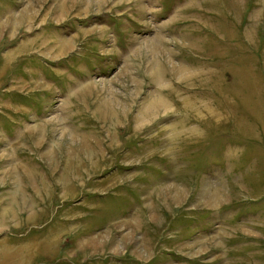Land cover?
Instances as JSON below:
<instances>
[{"label": "rangeland", "instance_id": "1", "mask_svg": "<svg viewBox=\"0 0 264 264\" xmlns=\"http://www.w3.org/2000/svg\"><path fill=\"white\" fill-rule=\"evenodd\" d=\"M0 264H264V0H0Z\"/></svg>", "mask_w": 264, "mask_h": 264}]
</instances>
